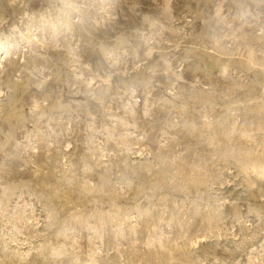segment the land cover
I'll return each instance as SVG.
<instances>
[{
  "label": "rangeland",
  "instance_id": "374dc122",
  "mask_svg": "<svg viewBox=\"0 0 264 264\" xmlns=\"http://www.w3.org/2000/svg\"><path fill=\"white\" fill-rule=\"evenodd\" d=\"M0 187V264H264V0H0Z\"/></svg>",
  "mask_w": 264,
  "mask_h": 264
},
{
  "label": "bare ground",
  "instance_id": "6f19581e",
  "mask_svg": "<svg viewBox=\"0 0 264 264\" xmlns=\"http://www.w3.org/2000/svg\"><path fill=\"white\" fill-rule=\"evenodd\" d=\"M26 5H27V4H26ZM171 17H172V16H171ZM155 20H156V19H155ZM161 22H162V21H161ZM98 23H99V22H98ZM170 27H171V26H170ZM161 29H162V28H161ZM199 52H200V51H199ZM65 146H66V145H65ZM65 146H64V147H65ZM66 147H67V146H66ZM45 155H48V154L46 153ZM45 157H46V156H45ZM44 161H45V159H44ZM44 165H45V164H44ZM65 165H66V164H65ZM44 170H45V168H44ZM54 170H55V169H54ZM90 170H92V169H90ZM90 170H89V171H90ZM36 171H37V170H36ZM34 172H35V170H34ZM34 172H33V173H34ZM38 172H39V171H38ZM53 173H54V172H53ZM14 174H15V173H14ZM35 174H37V173H35ZM49 174H50V173H49ZM38 175H39V174H38ZM44 178H45V177H44ZM44 178H43V179H44ZM175 180H176V179H175ZM47 182H48V181H47ZM40 184H41V183H40ZM42 185H43V184H42ZM44 186H45V185H44ZM50 186H51V185H50ZM51 187H52V186H51ZM0 188H1V187H0ZM40 188H41V187H40ZM40 188H39V189H40ZM35 189H36V188H35ZM39 189H38V190H39ZM46 189H47V188H46ZM52 189H53V188H52ZM184 189H185V188H184ZM2 190H3V189H2ZM3 191H4V190H3ZM5 191H6V190H5ZM9 191H10V190H9ZM65 204H66V203H65ZM80 208H81V207H80ZM78 211H79V209H78ZM75 213H76V212H75ZM85 213H86V212H85ZM61 214H62V213H61ZM16 215H17V214H16ZM92 215H93V214H92ZM60 219H61V218H60ZM64 219H65V218H64ZM77 219H78V218H77ZM16 224H17V222H16ZM73 224H74V223H73ZM10 225H11V224H10ZM68 225H69V224H68ZM16 226H17V225H16ZM70 226H71V228H72V225H70ZM73 226H74V225H73ZM67 229H68V228H67ZM14 233H15V232H14ZM27 233H28V232H27ZM65 236H66V235H65ZM64 238H65V237H64ZM148 243H149V242H148ZM61 245H62V244H61ZM59 246H60V245H59ZM61 250H62V249H61ZM65 255H66V254H65Z\"/></svg>",
  "mask_w": 264,
  "mask_h": 264
}]
</instances>
